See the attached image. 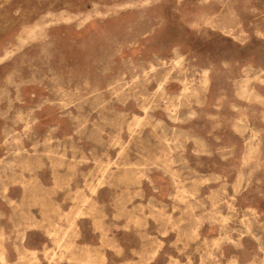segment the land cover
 I'll use <instances>...</instances> for the list:
<instances>
[{"label":"rangeland","instance_id":"rangeland-1","mask_svg":"<svg viewBox=\"0 0 264 264\" xmlns=\"http://www.w3.org/2000/svg\"><path fill=\"white\" fill-rule=\"evenodd\" d=\"M0 238L264 264V0H0Z\"/></svg>","mask_w":264,"mask_h":264},{"label":"bare ground","instance_id":"bare-ground-1","mask_svg":"<svg viewBox=\"0 0 264 264\" xmlns=\"http://www.w3.org/2000/svg\"><path fill=\"white\" fill-rule=\"evenodd\" d=\"M9 1V0H8ZM3 2H5V1H3ZM7 2V1H6ZM2 4V3H1ZM161 86V85H160ZM174 108V107H173ZM152 127V126H151ZM4 141V140H3ZM149 146V145H148ZM179 177V176H178ZM127 208V207H126ZM148 219V218H147ZM1 239V238H0ZM132 251V250H131Z\"/></svg>","mask_w":264,"mask_h":264}]
</instances>
